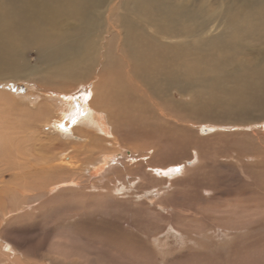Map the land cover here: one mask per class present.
<instances>
[{"label":"bare ground","instance_id":"6f19581e","mask_svg":"<svg viewBox=\"0 0 264 264\" xmlns=\"http://www.w3.org/2000/svg\"><path fill=\"white\" fill-rule=\"evenodd\" d=\"M233 120L238 124L224 123ZM159 121L176 131L189 124L182 131L189 139L192 130H185L194 124L201 138L239 129L264 136V0H0V146L15 122L27 134L75 125L94 149L103 148L97 140L116 146L78 169L97 181L121 183L128 175L141 189L153 184L178 198L179 190L162 184L202 166L203 140L143 169L151 158L146 150H118L114 138L126 125ZM67 158L62 162L71 163ZM258 159L241 160L262 167ZM245 231L220 246L230 250L255 238V227ZM0 249V264H24L8 243Z\"/></svg>","mask_w":264,"mask_h":264},{"label":"rangeland","instance_id":"374dc122","mask_svg":"<svg viewBox=\"0 0 264 264\" xmlns=\"http://www.w3.org/2000/svg\"><path fill=\"white\" fill-rule=\"evenodd\" d=\"M27 92V86L21 88L22 96ZM234 120L224 123L238 124ZM145 123L113 135L118 150H146L151 158L140 163L143 169L161 164L163 157H180L185 143L203 140L202 166H189L186 175L162 184L166 191L179 190L178 198L164 197L153 184L141 189L128 175L121 183L97 181L78 169L116 146L97 140L103 148L94 149L93 138L72 131L75 125L39 126L27 134L15 122L6 129L0 146V243H8L24 264H264V178L263 183L256 179L264 172L263 134L239 129L201 138L194 124L185 130H192L189 139L182 132L189 124L176 131L161 121ZM193 154L194 148L188 149L186 155ZM66 156L71 163L62 162ZM249 156L263 160L262 167L242 162ZM50 164L54 170L47 169ZM204 182L207 188L197 185ZM252 227L255 238L230 250L220 246Z\"/></svg>","mask_w":264,"mask_h":264}]
</instances>
